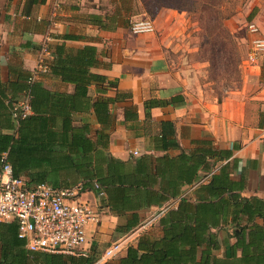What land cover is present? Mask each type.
Masks as SVG:
<instances>
[{"label": "crops", "instance_id": "obj_1", "mask_svg": "<svg viewBox=\"0 0 264 264\" xmlns=\"http://www.w3.org/2000/svg\"><path fill=\"white\" fill-rule=\"evenodd\" d=\"M102 4L103 0H0V128L13 122L3 117L1 107L11 116L7 101L25 89L44 43L57 60L85 47L96 49L98 63L90 70L106 80L90 84L86 97L80 98L77 85L61 75L38 79L45 92L57 97L50 107L61 110L67 124L66 128L58 118L48 127L57 138L53 164L44 168L55 176L48 185H84L81 199L99 218L89 229L87 255H96V264H117L119 259L100 261L111 245H123L120 258L141 236L160 237V217L184 196L197 201L196 191L209 183L208 174L227 177V195L264 202V55L254 65L245 62L239 88L221 92L199 80L179 53L173 31H156L155 26L154 33L134 35ZM76 92L79 98L73 103ZM100 99L110 100L103 122L93 107ZM169 141L179 146L162 147ZM73 142L79 146L72 148ZM221 151L231 156L221 160ZM190 168L196 176L191 184ZM21 177L28 185V177ZM98 179L103 195L94 187ZM145 225L154 226L157 233L143 231ZM224 235L219 232L220 239Z\"/></svg>", "mask_w": 264, "mask_h": 264}, {"label": "trees", "instance_id": "obj_2", "mask_svg": "<svg viewBox=\"0 0 264 264\" xmlns=\"http://www.w3.org/2000/svg\"><path fill=\"white\" fill-rule=\"evenodd\" d=\"M96 18L98 16H94V22L97 21ZM96 53V49L91 46L78 50L65 60L55 59L52 53L53 61L49 65V71L42 76L49 73L61 75L63 80L77 85L80 98L86 97L90 84L106 80L104 76L90 70L98 63ZM66 63L71 67L67 68ZM32 75L33 72L27 78L21 95L8 99L7 107L11 116L1 107L3 117H12L13 122L0 128V157L8 154L14 176L26 175L28 187L49 184L50 178L55 177L46 168L53 164L52 152L57 136L47 129L58 118H62L63 125L67 128L66 115L61 110L50 107V101H56L57 97L45 92L39 80L31 82ZM113 85L116 86L115 83ZM26 93L30 95V114L16 121L13 106ZM79 95L76 92L73 103L77 102ZM109 104L108 99L93 103L102 122L108 119ZM64 108L66 111L69 109ZM50 113L51 119L46 118ZM64 144L65 139L62 138L59 145ZM77 146V142L71 143L72 148ZM178 146L175 141L162 144L164 148ZM216 154L217 152L212 153V156ZM219 154L221 160L231 156V153L225 151ZM190 164L197 165L191 161ZM206 177L211 179L196 191L197 201L192 202L184 196L176 207L168 208L158 222L162 235L157 238L148 234L141 236L135 246L128 247L117 264H264V202L246 199L231 192L227 195L231 187L223 174L211 173ZM195 178L194 170L190 168L187 181L191 184ZM96 183L99 187L96 191L100 192L101 180L98 179ZM135 185L136 183H132L130 186L133 194L136 192ZM176 194L178 193H173ZM258 219L263 224L257 223ZM219 232L225 234L223 239H220ZM0 246V264H96L98 261V257L93 254L70 256L27 251L25 240L19 238L17 221L0 224ZM220 251L222 255H218Z\"/></svg>", "mask_w": 264, "mask_h": 264}, {"label": "rangeland", "instance_id": "obj_3", "mask_svg": "<svg viewBox=\"0 0 264 264\" xmlns=\"http://www.w3.org/2000/svg\"><path fill=\"white\" fill-rule=\"evenodd\" d=\"M101 7L128 27L149 18L156 31H173L179 53L199 80L221 92L241 85L250 47L248 26L259 27L264 37V0H103ZM152 227L145 225L143 231L156 234Z\"/></svg>", "mask_w": 264, "mask_h": 264}, {"label": "built area", "instance_id": "obj_4", "mask_svg": "<svg viewBox=\"0 0 264 264\" xmlns=\"http://www.w3.org/2000/svg\"><path fill=\"white\" fill-rule=\"evenodd\" d=\"M130 31L134 35L154 33L155 25L152 19H141L130 23ZM248 31L250 47L246 63L254 65L264 55V37L254 24L248 26ZM52 61L49 45L44 43L31 82L48 73ZM29 99L26 93L14 104L16 121L30 114ZM94 187L99 189L97 183ZM84 189L83 184L66 188L39 184L29 188L24 178L14 176L5 153L0 157V224L17 221L19 238L25 240L30 252L86 256L89 229L99 223V218L92 205L81 199ZM123 250L121 243H115L102 259H114Z\"/></svg>", "mask_w": 264, "mask_h": 264}]
</instances>
